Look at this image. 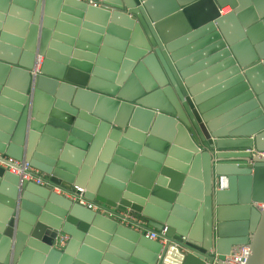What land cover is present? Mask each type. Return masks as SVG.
Wrapping results in <instances>:
<instances>
[{
  "label": "water",
  "instance_id": "1",
  "mask_svg": "<svg viewBox=\"0 0 264 264\" xmlns=\"http://www.w3.org/2000/svg\"><path fill=\"white\" fill-rule=\"evenodd\" d=\"M57 19L127 61L75 66ZM0 115V153L48 183L0 168V264H222L244 245L264 264V0H1ZM53 187L142 216L163 244Z\"/></svg>",
  "mask_w": 264,
  "mask_h": 264
},
{
  "label": "built area",
  "instance_id": "2",
  "mask_svg": "<svg viewBox=\"0 0 264 264\" xmlns=\"http://www.w3.org/2000/svg\"><path fill=\"white\" fill-rule=\"evenodd\" d=\"M223 10L224 9L220 10L222 14L224 13ZM40 64L41 60H38L36 70H39ZM251 153L254 157H264V153H258L255 150ZM0 168L10 172L11 174L19 176L22 180L32 182L41 187L48 186L46 176L31 167L26 161H17L0 153ZM53 191L73 203L82 205L93 213L105 216L117 222L119 225L129 228L130 230H133L141 235H144L146 238L152 241H158L163 244L160 240L158 232L149 230L146 220L142 216L135 214L130 210L122 211L117 208L109 207L102 203L88 202L82 197L83 192L79 189H77V191L80 192L79 195H76L72 191H66L60 187H53ZM160 233H164V231ZM68 239L69 237L67 235H59L54 244L55 249L63 250L68 242ZM249 255L250 249L248 246H239L233 252H231L229 256H226L221 263L245 264Z\"/></svg>",
  "mask_w": 264,
  "mask_h": 264
},
{
  "label": "crops",
  "instance_id": "3",
  "mask_svg": "<svg viewBox=\"0 0 264 264\" xmlns=\"http://www.w3.org/2000/svg\"><path fill=\"white\" fill-rule=\"evenodd\" d=\"M0 3H1V0H0ZM227 8H229V7L223 8L224 9L223 12H225ZM61 9L59 10L60 12H58V15H59V13L62 12ZM17 11H18L17 12L18 16H16L17 19L18 20L23 19L22 18V16L24 15V13H22L24 11L23 8L19 7L17 9ZM66 14L71 16V17H75V16H73L75 14H72V13H66ZM220 14L224 15L225 13L222 14L220 12ZM58 22H59V20L57 19L55 21V25L52 26V29H51L52 35H54L55 33H59L58 35H61L62 37H64L65 41H67L69 39H73V44L71 46H69L67 44V46H69L71 48L72 54L75 53V56H71L69 58L70 62L73 61L75 66H77L79 68H88V69H94V68H104V69L117 68V69H120L124 65V62L127 61L126 60L127 59L126 58V52L128 51V48L125 49V51L123 53L124 56L121 57L120 59H118L113 55L115 53H119V49L116 46V44H111L109 46L103 45V40H104L106 33H104L103 36L101 37V36H99L100 35L99 32L97 30H95L94 28H91V27L84 28L82 26H79L76 31H73V26L67 25V24L74 25L70 21H66V20L62 21L64 25H67L65 27H59ZM10 27H11V31H10V33L7 32V34L10 35L11 37H17L16 34H19L21 29H16L12 25H10ZM50 40H52V39H50ZM59 41H60V43L65 44L64 41L58 40V42ZM97 41L99 42V44L96 46L95 43ZM94 46L96 47L95 52L92 51L95 48ZM103 47L106 49L105 53H108L109 55H107V56H103V55L101 56L100 55L101 49ZM90 49H92V50L90 51ZM110 53H113V54L110 55ZM4 99H7V98L4 97ZM3 106L5 108H8V107H6L7 105L5 103H3ZM7 119L8 118H6L5 116L0 115V138L7 134V131H5L6 130L5 127H7L9 124V121ZM47 138H48V141H47V144L45 145L46 148H53L51 141H59V139L57 137H54L51 134H47ZM39 142H40V139L37 140L38 144H39ZM74 149H76V148H74ZM103 150H104V145H102L100 147V149H98L97 154L100 156L101 153L103 152ZM65 164L71 165L70 163H67V162H65ZM112 257L116 260H119V257L116 255L112 256ZM103 260H101V262ZM108 264H115V263L114 262H108ZM175 264H180V260L176 261Z\"/></svg>",
  "mask_w": 264,
  "mask_h": 264
},
{
  "label": "bare ground",
  "instance_id": "4",
  "mask_svg": "<svg viewBox=\"0 0 264 264\" xmlns=\"http://www.w3.org/2000/svg\"><path fill=\"white\" fill-rule=\"evenodd\" d=\"M231 10L228 8L226 9V11L224 12L225 14H227V12L229 13Z\"/></svg>",
  "mask_w": 264,
  "mask_h": 264
},
{
  "label": "rangeland",
  "instance_id": "5",
  "mask_svg": "<svg viewBox=\"0 0 264 264\" xmlns=\"http://www.w3.org/2000/svg\"><path fill=\"white\" fill-rule=\"evenodd\" d=\"M228 13V12H227Z\"/></svg>",
  "mask_w": 264,
  "mask_h": 264
}]
</instances>
